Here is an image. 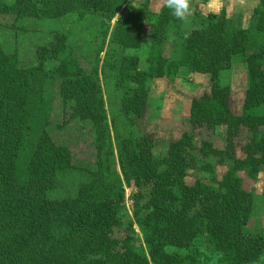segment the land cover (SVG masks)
<instances>
[{
  "label": "trees",
  "instance_id": "1",
  "mask_svg": "<svg viewBox=\"0 0 264 264\" xmlns=\"http://www.w3.org/2000/svg\"><path fill=\"white\" fill-rule=\"evenodd\" d=\"M11 8L0 0V14ZM14 8L18 16L30 9L33 16L54 20L95 15L110 22L117 17L109 39L113 49L103 68L114 70L126 83L123 108L129 117L144 115L151 78L205 73L210 87L192 98L189 127L168 142L164 155L156 151L151 135L122 138L119 157L135 218L124 220L127 196L122 184L111 186L93 205L49 193L65 176L83 171L70 145L53 135L54 95L49 96L47 78L56 82L63 99L57 127L65 129L76 116L102 126L107 116L94 62L104 43L97 41L86 54L79 45H67V33L59 30L34 48L35 63H30L0 41V264H42L25 260L21 251L29 237L45 244L54 234L66 244L85 245L79 256L59 257L56 264H150L134 248L135 223L153 264H196L203 257L218 264L261 259L264 264V231L247 226L256 198L241 176L246 171L257 178L264 167V0L248 15L232 17L223 8L213 16L189 12L183 20L166 8L154 15L146 2L128 0H15ZM150 21L147 67L137 66L136 55L116 63L114 48L140 47ZM167 44L174 47L170 56ZM237 61L246 63L248 80L240 113L232 109L231 85L219 79ZM221 127L226 129L224 147L209 139L196 143V129L217 132ZM243 131H248L249 141L241 145L244 154L239 156ZM194 151L229 166L218 183L207 177L187 182V170L195 166ZM5 232L9 239L3 238Z\"/></svg>",
  "mask_w": 264,
  "mask_h": 264
},
{
  "label": "rangeland",
  "instance_id": "2",
  "mask_svg": "<svg viewBox=\"0 0 264 264\" xmlns=\"http://www.w3.org/2000/svg\"><path fill=\"white\" fill-rule=\"evenodd\" d=\"M12 6L11 10L5 14H0V41L7 49L17 50V54L30 63H35L34 48L50 41L57 31L63 30L67 33V45H79L84 53L93 52L94 44L104 43V50L96 56L95 66L100 79L102 94L105 104L106 120L102 126H92L89 120L76 116L65 129L57 127V123L64 114L63 99L59 94L58 86L53 79L48 76L47 87L49 96L52 97V123L53 135L58 142L68 143L73 151L75 163L81 167L83 173H75L62 178L59 184L49 189L50 195L56 198L78 197L88 205L101 202L107 196V191L114 184L124 186L127 201L121 211L124 220L133 217L128 195L130 187L122 170L119 157V146L123 143L122 138L135 139L145 134L151 135L155 140V149L160 156L166 153L168 142L178 138L188 126L190 103L192 98L199 95L206 88L210 87L209 76L205 73H193L182 75L175 79L167 77L149 79V92L147 96L146 110L143 116L132 118L125 114L123 108L124 80L114 70L103 68V62L107 52L113 49L109 44L117 17L110 22L103 21L95 15L81 17L79 20L73 16H65L61 19L43 15L39 18L33 16L32 10L26 9L19 14L14 8L15 0H2ZM135 3H147L151 14L158 15L164 7V0H128ZM258 5V0H190V12L196 11L204 16L216 15L223 8L229 16L236 17L242 13L250 14ZM244 15V16H245ZM190 22V21H188ZM152 21L148 22L144 30V41L140 47L125 48L121 50L114 48L112 58L116 63L119 59L137 56V66L147 67L149 63V52L151 43L148 33L152 26ZM191 23L186 25L190 28ZM101 34V35H100ZM165 51L170 56L174 52V47L167 44ZM220 81L223 84H230L232 88V109L235 113L242 111L244 92L247 87V65L244 62H234L228 69L220 73ZM133 84V83H132ZM188 129V128H187ZM264 130V127L262 128ZM225 127H221L214 132L205 128L195 130V141L200 145L202 139H209L219 148L224 147ZM237 155H243L241 145L249 141L248 131H243L240 135ZM128 144H131L128 142ZM135 147H137V143ZM196 161L187 170L186 180L192 183L197 177H207L213 183H218L224 172L229 168L227 164H221L215 156L204 157L194 151ZM243 185L247 190L253 192L256 198L254 210L248 228L251 231H264V167L254 178L248 172H241ZM107 190V191H106ZM111 190H109L110 192ZM135 223V222H134ZM3 233V238L9 239V234ZM134 248L145 253L150 264H153L148 247L142 237L139 226L135 223ZM13 243V242H12ZM85 248L79 246L78 241L66 244L63 239L53 235L47 243H42L34 236L28 238L27 246L22 249L21 256L29 262L41 261L42 264H56V260L62 256H79L78 253ZM73 254V255H72ZM196 264H218L215 259H199ZM251 264H262V259Z\"/></svg>",
  "mask_w": 264,
  "mask_h": 264
},
{
  "label": "clouds",
  "instance_id": "3",
  "mask_svg": "<svg viewBox=\"0 0 264 264\" xmlns=\"http://www.w3.org/2000/svg\"><path fill=\"white\" fill-rule=\"evenodd\" d=\"M164 7L174 18L183 20L190 12V0H164Z\"/></svg>",
  "mask_w": 264,
  "mask_h": 264
}]
</instances>
